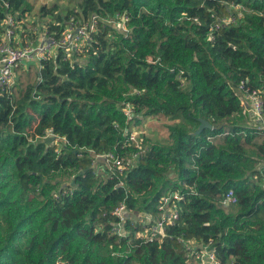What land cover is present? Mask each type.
<instances>
[{"label":"trees","instance_id":"obj_1","mask_svg":"<svg viewBox=\"0 0 264 264\" xmlns=\"http://www.w3.org/2000/svg\"><path fill=\"white\" fill-rule=\"evenodd\" d=\"M33 9L0 0V40L7 13ZM41 11L55 17L56 37L72 18L98 22L83 64L59 50L37 82L20 78L0 95V264H199L181 239L209 245L221 264H264V139L235 92L264 85V0H81L65 16L57 5ZM116 13L128 15L127 33L103 21ZM149 116L180 124L139 150L124 131ZM201 119L213 129L197 133ZM105 152L124 159L123 175L96 171L94 153ZM170 192L183 196L178 219L153 241L140 237L139 217H159ZM120 203L133 215L127 236L114 231Z\"/></svg>","mask_w":264,"mask_h":264},{"label":"built area","instance_id":"obj_2","mask_svg":"<svg viewBox=\"0 0 264 264\" xmlns=\"http://www.w3.org/2000/svg\"><path fill=\"white\" fill-rule=\"evenodd\" d=\"M237 7V6H234ZM238 8V7H237ZM19 12L15 14L7 13L5 19L1 23L3 32L0 40V95L7 93L14 94L17 86V70L20 67L27 68L29 62L37 64L41 68V62L44 59L51 58L62 50L67 59L73 64L78 62L83 64L85 58L80 54L84 53L88 42L91 40L92 33L96 30L98 16L92 15L88 20L76 22L73 18L64 26L60 36L56 37L55 33L51 34L49 27L45 21L46 17L41 20H34L32 24L29 22V15L23 19L18 18ZM105 23L112 26L122 33L128 32L126 13H116L103 19ZM224 23L234 22L232 17L223 19ZM212 36H210V39ZM238 95L243 113L249 119V125L261 133L264 139V85L258 89H248L245 82L235 89ZM124 110L127 115H131L133 106L126 104ZM125 136L139 150L144 148V138L140 139L137 134L125 129ZM52 138L56 143H63L65 138L54 133L52 129L47 131V136ZM66 142V141H65ZM138 154L136 153L135 157ZM94 167L96 171L101 172L103 177L111 178L116 175H123L127 168L123 158L114 152H105L102 154L94 153ZM123 183H121L122 185ZM183 199L180 192H170L160 199L159 210L161 215L155 220L139 217L138 220L144 225L145 230L139 233V236L153 241L159 236L165 235V228L168 224H174L179 217L178 202ZM233 191L227 195L226 203L234 202ZM113 214L117 216L118 222L114 224V231L119 236H127L125 222L128 217L133 215L127 209L125 203H120ZM189 250L190 256H195L200 260L199 264H221L218 260L216 250L210 248L207 244H194L181 239ZM188 264H194L189 261Z\"/></svg>","mask_w":264,"mask_h":264},{"label":"rangeland","instance_id":"obj_3","mask_svg":"<svg viewBox=\"0 0 264 264\" xmlns=\"http://www.w3.org/2000/svg\"><path fill=\"white\" fill-rule=\"evenodd\" d=\"M80 1L81 0H30V2L34 6V9L29 14V22L32 24L34 20H41L42 17H46V22L53 21V19L55 18L53 15H45L46 11H41V8L43 6L51 7L53 5H57L58 12L65 16L69 11L78 9V4ZM237 10V7L232 8L233 12ZM37 70V64H34L30 69H27L25 67L19 68V70H17V86L21 82L20 78L22 79L21 86H23L24 83H28L29 81L37 82ZM178 124H180L178 119L163 116H149L144 119L142 124L132 129L140 139L144 138V142H146L147 139H150L151 141L165 142L167 139L168 126Z\"/></svg>","mask_w":264,"mask_h":264},{"label":"water","instance_id":"obj_4","mask_svg":"<svg viewBox=\"0 0 264 264\" xmlns=\"http://www.w3.org/2000/svg\"><path fill=\"white\" fill-rule=\"evenodd\" d=\"M200 121H201V125H200L197 133L201 132L206 127L210 128V129H213V124L210 121H207V120H204V119H201Z\"/></svg>","mask_w":264,"mask_h":264}]
</instances>
